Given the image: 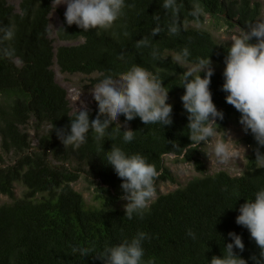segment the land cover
<instances>
[{
  "label": "trees",
  "instance_id": "trees-1",
  "mask_svg": "<svg viewBox=\"0 0 264 264\" xmlns=\"http://www.w3.org/2000/svg\"><path fill=\"white\" fill-rule=\"evenodd\" d=\"M194 2L180 0L184 28L179 35L163 31L153 37L161 53L159 60H153L151 49H138L135 42L150 35L155 26L153 15L160 16L162 26L168 22L162 0H128L126 15L118 17L112 29L99 32L68 26L65 12L59 10L61 26L57 30H64L56 31V35L73 44L57 48L51 38L52 0H22L18 7L0 0V24L15 25L12 44L18 56L16 61L0 58V141L3 152L14 157L13 163L0 166V193L11 199L0 204V264H102L95 251L118 244L137 230L152 237L143 246L145 260L153 264H208L207 260L221 256L223 245L231 242L229 232L241 235L245 248L242 253L236 251L253 264L250 257L259 255V247L235 220L239 206L264 186V168H257L255 162L256 142L250 132L243 137L251 151L242 174L207 172L201 159L204 151L188 137L187 113L180 99L184 94L180 74L187 67L174 57L184 46L190 48L193 58L210 56L215 65L210 83L212 99L224 113L217 124L226 131L230 121L239 123L240 117L226 103L227 93L221 90L223 60L230 44L220 43L206 27L207 21L241 31L248 22L263 19V7L253 0H199L205 14L197 26L189 15ZM123 21L127 22V33L119 27ZM121 51L127 59L118 55ZM132 64H140L163 79L169 90L167 103L173 106V123L163 128L145 125L137 117L125 125L121 115L108 125L113 131L106 135L103 149L108 151L114 144L130 154L145 155L159 172L156 183L171 177L164 163L167 155L194 162L200 175L173 191L159 192L143 218L129 220L124 209L115 207L123 194L122 181L104 163V151L98 148L94 132L89 130L86 141L74 151L64 148L48 126L67 128L76 112H72L67 90L56 79L54 65L65 74L95 75L92 81L97 83L101 73L111 69L118 75ZM96 107L95 101L90 118L96 114ZM116 123L121 124L119 133L115 132ZM125 126L136 132L135 139L127 144L122 140ZM168 141H174L179 149H173ZM81 178L95 186L97 205H87L83 194L73 187ZM16 183L24 187L21 197H16ZM189 228L197 239L187 236ZM73 244L79 247L73 250ZM80 247L93 251L82 254Z\"/></svg>",
  "mask_w": 264,
  "mask_h": 264
},
{
  "label": "clouds",
  "instance_id": "clouds-1",
  "mask_svg": "<svg viewBox=\"0 0 264 264\" xmlns=\"http://www.w3.org/2000/svg\"><path fill=\"white\" fill-rule=\"evenodd\" d=\"M128 0H52V3L65 5V23L68 26L76 25L82 31L89 30L107 31L112 29L118 17L126 15L125 4ZM161 7L169 15L166 25L160 24V16L153 15L155 26L149 36L135 42L136 48H150L153 60L161 58L160 50L153 44V37L166 31L168 35L176 36L184 28L181 20L180 0H162ZM205 10L199 0H195L189 11L192 23L197 26ZM53 26V25H52ZM124 33L128 32L127 22L119 25ZM56 29V28H55ZM64 30L61 27L59 30ZM57 30V29H56ZM57 30V31H59ZM16 38L14 24H0V58L11 61L18 59L16 49L12 42ZM118 55L127 59L125 52ZM174 59L177 62L189 64L191 67L180 74L184 94L180 97L183 109L187 113L188 137L191 143L201 145L206 149L212 145L210 153H203L209 157L214 155L218 164L225 163L230 156L239 154L245 148L235 141L228 132L224 131V138L215 139L220 134L217 120L224 119L222 110H218L213 102L210 90L211 77L214 75V66L210 56L192 57L188 46L176 52ZM223 63V84L221 90L227 95L226 103L232 105L239 113V123L245 134L253 136L256 142L255 162L257 168H264V19L248 22L239 34L231 36ZM203 73V77L201 76ZM169 90L163 85V79L158 73H153L140 64L131 67L118 75L112 70L101 73V79L91 90V95L96 101V114L89 116L91 109L81 104L77 107L74 118L70 120L67 128H57L55 124L49 125L50 132L55 131L57 138L64 148L70 147L77 150L86 141L89 130L94 132V139L98 148L104 151V163L111 166L115 174L121 179L120 199L126 201L125 215L129 220L134 216L143 218L149 211L151 202L157 196L156 180L159 172L156 166L148 162L145 155L128 153L122 147L112 144L111 149L105 151L103 143L106 135L113 131L110 123L118 121L121 115L128 121L139 117L145 124H159L170 126L173 123V106L167 103ZM115 132H121V124ZM122 140L125 144L135 139L136 132L127 128L122 131ZM230 138V142H229ZM173 149H179L174 141H168ZM239 215L236 224L248 230L252 239L259 247V255L250 259L253 264H264V186H260L252 199H246L239 206ZM187 236L193 240L197 234L191 228L187 229ZM231 242L223 245L221 256L213 255L208 264H248L240 253L245 245L241 235L229 232ZM152 237L149 233L137 230L131 237H125L118 244L105 246L95 251L94 256L102 264H153L145 260L144 242ZM79 247L73 244V250ZM79 251L86 254L93 249L80 247Z\"/></svg>",
  "mask_w": 264,
  "mask_h": 264
},
{
  "label": "rangeland",
  "instance_id": "rangeland-1",
  "mask_svg": "<svg viewBox=\"0 0 264 264\" xmlns=\"http://www.w3.org/2000/svg\"><path fill=\"white\" fill-rule=\"evenodd\" d=\"M9 4L16 7L19 6L22 0H6ZM259 2L263 7V19H264V0H253ZM59 10L63 12L66 11L65 5H58L54 3V9L50 15V26L53 30L51 38L53 40L54 46L57 48L60 45L73 44V42L61 41L56 35V29L61 26V18L59 15ZM53 25V26H52ZM206 27L211 30L215 38L220 43L231 42V36L234 34H239L241 31L239 29H227L226 27H218L212 25L211 22L207 21ZM56 28V29H55ZM187 69L191 67L189 64H185ZM215 68V65H213ZM56 79L58 83L63 86L68 93V99L70 101V107L72 112L77 110V107H80L83 103L90 109L95 105V99L91 95V90L94 88L95 84L92 79L94 76H85L82 74H65L62 73L57 65L53 67ZM119 120V119H118ZM226 132L231 135V137L237 141L242 147L245 148V153L242 148L239 149V154L236 156H230V158L223 164H218L214 155L201 156V159L204 162V165L208 173H215L218 171L225 170L231 175H240L246 168L247 155L250 153L251 149L243 141L245 133L242 131V126L240 123L233 120L230 121ZM31 135L33 137L34 145H37L36 134L32 130ZM224 138V132L220 130V134L213 138V143L215 139ZM230 142V138H229ZM203 142H201L200 149L203 151H208L210 153L212 145H208L206 149H202ZM14 157L12 154H5L1 148L0 141V166L9 165L13 163ZM165 166L169 169L171 177L169 179H160L157 183V195L159 192L167 193L177 189L178 187L184 186L190 179L199 176L200 172L196 169L194 162H185L182 157L178 158L175 155H167L164 158ZM73 187L83 194L84 200L87 205L95 206L98 204V201L95 200V186L90 185L88 181L84 178H81L78 182L73 184ZM24 187L21 184L16 183L15 192L16 197H21ZM157 197V196H156ZM155 197V198H156ZM154 198V199H155ZM11 202V199L0 193V204ZM126 201L122 199L115 205L116 208L124 209Z\"/></svg>",
  "mask_w": 264,
  "mask_h": 264
}]
</instances>
